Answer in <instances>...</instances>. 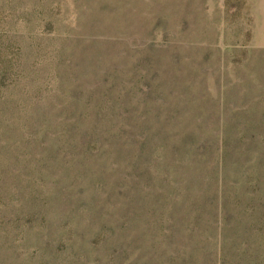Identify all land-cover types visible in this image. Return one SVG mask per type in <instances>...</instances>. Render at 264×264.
Returning a JSON list of instances; mask_svg holds the SVG:
<instances>
[{
	"label": "rangeland",
	"instance_id": "rangeland-1",
	"mask_svg": "<svg viewBox=\"0 0 264 264\" xmlns=\"http://www.w3.org/2000/svg\"><path fill=\"white\" fill-rule=\"evenodd\" d=\"M0 264H264V0H0Z\"/></svg>",
	"mask_w": 264,
	"mask_h": 264
},
{
	"label": "trees",
	"instance_id": "trees-1",
	"mask_svg": "<svg viewBox=\"0 0 264 264\" xmlns=\"http://www.w3.org/2000/svg\"><path fill=\"white\" fill-rule=\"evenodd\" d=\"M98 114L99 113L97 112V115ZM97 120H98V121H96L97 124L95 126H93L89 131H86L84 133H80L79 134V138L81 139V141L79 143L80 147L79 146L77 147L78 142H76V140L75 141L69 140L70 138H74L75 139L76 132L78 133V131L76 130L77 127H78V123L76 121L68 122V125H70V126L66 129L67 131H65L66 136H65V139H63V142L68 147V149H70V152L72 154H75L77 149H81L80 151H81V154H82V159H84L85 158V154L90 153L91 151H93L94 148H92V147L93 146H97L100 143V139L101 138H103V139L108 138V135H110V136L111 135H115L114 139L116 140V142H119L120 144H123L125 142L126 139L123 140L122 139V135L119 134L118 132H115V133L114 132H109V134L108 133L102 134V132L97 128V125L99 127H103L104 124H106L105 121H110V123H113V121L104 120V121L101 122V120H99V119H97ZM119 128H120L119 131H121L122 130V124L119 125ZM148 144L150 146V141H148ZM70 146H73L75 149L71 148ZM144 146H146V142L144 140H142L140 142L141 151L144 150V148H145ZM158 147H159V143H154V144L151 145V147H150L151 149L147 151L149 153V155H148L149 157H147L148 163L151 160L156 159V158L159 157V149H158ZM70 227H71V225H70ZM70 227L67 230L68 234H71ZM108 228H109L110 231L113 230V227L111 225Z\"/></svg>",
	"mask_w": 264,
	"mask_h": 264
}]
</instances>
